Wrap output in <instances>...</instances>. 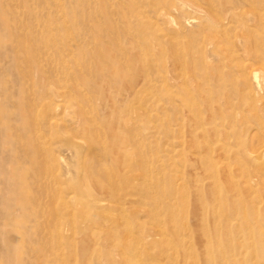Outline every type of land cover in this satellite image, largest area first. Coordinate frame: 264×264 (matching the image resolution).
<instances>
[{
	"label": "rangeland",
	"instance_id": "1",
	"mask_svg": "<svg viewBox=\"0 0 264 264\" xmlns=\"http://www.w3.org/2000/svg\"><path fill=\"white\" fill-rule=\"evenodd\" d=\"M154 1L0 0V264H108L104 258L116 262L113 256L109 257L110 253L98 249V239H95L110 221H106L108 217L98 216L99 219L93 214L107 213L106 216L117 217L120 221L124 218L120 217L119 211L115 208L96 210L90 203L88 209L78 211L79 202L83 200L80 196H84L77 190L79 177L82 178L79 170L84 153L80 146L85 145L87 138L79 133L71 105L82 107L85 119L98 129L99 124L92 121L94 110L100 116L103 113L104 122L116 118V122L114 119L111 123L124 132L120 147L128 146L129 152L138 151L124 157L120 155L123 153L120 148L119 161L104 169L106 160L103 157L118 153L108 149V141H104L101 143L104 149L101 148L97 156L101 167L98 173L113 172L119 166L121 175L133 177L132 174L141 173L145 166V170L156 176L167 172L170 180L179 176L180 171L185 181L200 179L197 184L201 185L195 186L191 194L200 192L203 202L210 201L209 186L195 160L198 154L179 145L180 137H186L187 130L183 125L186 116L181 112L184 110L182 103L188 99L189 104H186L193 103L201 116H226L236 128L235 136L239 139L243 138L239 128L249 127V143L251 138L252 141L258 138L249 144L252 148L264 139V113L261 112L264 111V100L255 98L256 94L249 87H241L246 90L240 92L239 87H236L237 91L229 84L224 87L210 81L201 88L208 94L200 95L185 93L174 84L163 86L153 79V75H150L151 80L148 76L141 78L140 70L145 71V57L149 56L148 46L154 45L158 35L171 30L150 5ZM263 4L256 5L260 8ZM192 23H186L184 27V41L195 36L198 40L199 29ZM231 41L236 46V37L232 36ZM210 59L215 64V57ZM132 70L135 80L131 90L124 87V82L133 75ZM94 81L99 88L91 85ZM101 85L105 92L108 91L106 94ZM104 95L106 98L103 99ZM209 98L215 109L212 113L205 110L207 106L203 104ZM257 118L263 121L261 125L255 124ZM49 120H55L56 126H47ZM202 121L204 123L206 119L202 117ZM130 137L144 146L133 148ZM232 139V134L228 133L226 140ZM222 154L212 152V160H220ZM155 157L163 166L150 162V158ZM137 159H141L142 164ZM135 182L139 183L135 190L130 187L119 190L122 196L116 200L120 204L123 200L121 207H126L123 223L127 220L128 226H133L134 221L141 220L155 227L161 217H152L153 212L164 210V206L173 211L174 206H179L186 212V227L193 224L197 215L193 205L181 206L177 198L160 194L151 182L145 193V180L142 182L138 178ZM89 189L90 199H110L101 190ZM152 195L162 199L160 205L154 206L150 199ZM252 197L254 201L261 198L258 192ZM258 204L259 213H262L264 203ZM139 207L147 210L145 214L138 211ZM168 208L164 212H170ZM128 209L134 212L129 213ZM206 214L207 224L215 222L210 213ZM183 239H187L186 236ZM168 255L165 254L168 262H172Z\"/></svg>",
	"mask_w": 264,
	"mask_h": 264
},
{
	"label": "bare ground",
	"instance_id": "2",
	"mask_svg": "<svg viewBox=\"0 0 264 264\" xmlns=\"http://www.w3.org/2000/svg\"><path fill=\"white\" fill-rule=\"evenodd\" d=\"M263 2L264 0H155L151 2L150 5L155 8L159 16L163 17L171 30L170 32H163V35H158L159 39L157 38L158 40L154 45L148 46L149 56L145 57V71L144 69L140 70L141 78L148 76L150 79V75H153V79L159 81L163 86L174 84L185 93L195 92L200 95L208 94L205 88H201L203 84L206 85L210 81L213 82V85L218 86L229 84L235 89H237L236 87H239L238 89L249 87L256 94L255 98L264 100V7L259 8L256 5L258 3L263 4ZM189 22L195 23L199 33H202V36L198 33V40L195 36L194 39L189 38L184 41L183 37H186L184 27ZM232 36L237 39L236 46L232 44ZM212 57L216 59L215 64L210 61ZM212 62L214 61L212 60ZM134 74L133 71V75H130L124 82V87L128 89L133 87ZM91 85L96 88L100 86L96 84V81ZM101 87H103L101 90L104 91L105 87L102 85ZM244 89L242 88L240 92ZM99 95L103 96L102 94ZM187 100H185L186 103H188ZM35 103L33 102V104ZM186 103H182L184 110L181 111L186 116L183 117V125L187 127L186 137H180L179 145L189 151L197 152L198 157L194 159L197 160L199 168L204 173L206 184L209 186V202L202 201L200 192L191 194V190L194 191L195 186L198 188L201 185L197 184L201 182L200 179L190 178L185 181L180 176V171L179 176L170 178V180L167 179L169 175L167 172H162L156 176L151 174L148 169L145 170V166L141 173L132 174L133 177L121 175L119 166L113 172L98 173L100 170L98 168L101 167L97 156L100 149H104L101 146L104 141H108V149L118 151L115 155L103 157V160H106L103 163L104 169L108 166H115L113 163L119 161L120 155L130 157L138 151L129 152L126 144V147H120L122 143L119 145V142L123 138L124 132L120 131L122 129L120 127L118 130L117 124L111 123L114 119L116 122L113 113L110 114L113 115L114 119L111 118V120L107 117L111 122H104L102 120L104 119L103 113L100 116L98 111H93L92 121L99 124L100 129H98L85 119L82 107H75V104L71 105L75 122L77 125L79 124V133L87 138V141L84 142L85 145L81 144L80 146L84 153L79 170L82 178L79 177L77 190L84 196H80L83 200L79 202L81 207L78 211L82 212L85 208L88 209L87 206L90 203L95 209L115 208L117 212L119 211L120 217L125 219L126 207H121L124 201L121 200V204L116 201L122 196L119 190L126 187L135 190L137 185L139 186L135 180L140 178L142 182L145 180L143 192H147L146 187L151 182L159 189L160 194L173 195V198L180 201L181 206H185L187 203L190 206L193 205L195 213H197L193 224L186 227L184 209L174 206L173 211H171L167 206H164L170 212H164L165 208L164 210L161 209L162 211L158 209L153 212L152 217L159 216L161 219L158 217V222L154 221L157 222V224L155 223L156 226L152 227L149 221V225H147L144 221L136 220L133 226H128L127 220L123 223L124 219L118 221L117 217L106 216L107 213L103 215L94 212L93 216L96 218H99L98 216L102 219L108 217L106 221H110L109 225L103 229L104 232L95 238L98 239L96 243L99 244L98 249L102 250L103 248L104 252L110 253L108 254L109 257L113 256L112 258L116 261L114 262L111 258H104L108 264H195L199 260L202 261L201 264H264V211L259 213L260 208L257 206L258 202L264 203V139L261 140V143L258 142L259 144L255 148H252L249 144L252 145L254 140L258 141V138L254 135L256 138L253 141L251 138L249 143L248 137H251L249 127L243 125L241 129L239 128L240 136L243 135V138L239 139L238 136H235L236 128L226 116V118L221 114L201 116L199 114L201 111L194 107L193 103H190L191 105ZM203 104L207 106L205 110H208L209 113L215 112L210 98L203 101ZM262 106L264 107V101ZM263 107L262 109H264ZM116 108L113 110H117ZM261 112L264 113L263 110ZM255 116L259 117V114L257 113ZM202 117L206 119L204 123ZM122 120L120 119L121 122H123ZM262 122L260 118H257L255 124L261 125ZM125 123L127 124V122ZM46 124L49 127L56 126L55 120H49ZM262 129L264 130V128ZM228 133L232 134V141L226 140ZM74 142L72 143L76 144ZM129 143L135 149L144 146L136 142L133 137H130ZM120 148L123 153L119 155ZM214 151L224 153L221 157L222 160L220 158L221 161L212 160L211 153ZM137 160L139 164H142L141 159ZM150 162L159 166L162 165L158 157L150 158ZM190 172L188 171V173ZM132 179L134 180L131 181ZM89 188H95L97 192L103 191L101 193L110 199L108 200L107 197L105 199L99 197L100 200L98 198L90 199L88 197ZM257 192L261 198L254 201L252 196ZM126 194L128 195V193ZM152 197L150 199L154 206L160 205L162 199L160 201L156 199L157 196L156 198ZM71 198L73 199L74 196ZM127 201L129 202V200ZM119 204L120 206H118ZM139 210L144 214L147 211L140 209V207ZM128 211L129 213L134 212L130 209ZM206 212L207 214L210 213L215 222L206 223ZM228 216H232L231 219ZM129 224L131 223L129 222ZM183 236H186L187 239H183ZM166 253H169L168 256L172 262H168Z\"/></svg>",
	"mask_w": 264,
	"mask_h": 264
}]
</instances>
